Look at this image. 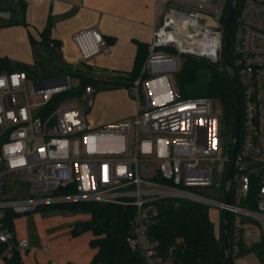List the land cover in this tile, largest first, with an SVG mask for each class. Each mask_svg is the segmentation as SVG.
Instances as JSON below:
<instances>
[{"label":"built area","instance_id":"2783aa9c","mask_svg":"<svg viewBox=\"0 0 264 264\" xmlns=\"http://www.w3.org/2000/svg\"><path fill=\"white\" fill-rule=\"evenodd\" d=\"M210 1L195 8L189 7L196 4L191 0H157L159 24L153 25L147 56L127 90L135 101L128 119L89 122L93 88H83L84 107L76 97L60 99L71 87L67 75L46 86L23 70L0 71V259L28 245L6 224L7 213L71 202L130 206L125 242L142 264H172L148 235L158 215L156 203L164 199L225 211L232 216L233 244L239 238L246 245L264 243V0H244L229 35L241 113L228 202L230 147L220 156L214 105L208 97L182 96L172 80L179 54L222 61L223 25L217 15L223 0H213L208 11ZM71 40L80 60L99 53L104 43L96 26L74 32ZM214 162L222 174L219 198L205 190ZM14 175L22 181L20 196L9 195Z\"/></svg>","mask_w":264,"mask_h":264},{"label":"crops","instance_id":"0c3cea01","mask_svg":"<svg viewBox=\"0 0 264 264\" xmlns=\"http://www.w3.org/2000/svg\"><path fill=\"white\" fill-rule=\"evenodd\" d=\"M159 8L157 0H0V57L9 63L31 66L40 58L59 57L62 68L73 71L91 85L105 86L106 81L117 79L129 72L136 54V43L148 45ZM48 25V41L40 32ZM96 26L103 38L99 53L88 60H80L71 40L74 32ZM83 64L84 70H81ZM82 72L84 74H82ZM50 71L46 77L66 73ZM92 104L87 120L93 124L130 118L135 112V101L124 87L102 88L91 94ZM218 214V213H217ZM14 229L17 237H25L27 247L20 252L21 264H88L94 254L89 246L91 235L82 232L72 235L73 225L59 230L51 229V220L44 221L34 244L27 236ZM89 220V219H88ZM47 248V252L43 248ZM257 256V255H256ZM258 257V256H257ZM259 259V258H258ZM260 260V259H259Z\"/></svg>","mask_w":264,"mask_h":264},{"label":"trees","instance_id":"16d2710c","mask_svg":"<svg viewBox=\"0 0 264 264\" xmlns=\"http://www.w3.org/2000/svg\"><path fill=\"white\" fill-rule=\"evenodd\" d=\"M243 1H237L230 34H232L235 16ZM228 2L229 0H224L217 15L220 25H223ZM48 32V25L40 32L42 39L46 42L48 41ZM136 44V54L131 70L122 77L104 82L107 88L124 87L128 90L139 75L148 49L145 44ZM170 52L175 53L174 50ZM179 56V67L172 73L176 91L184 97L204 96L220 101L224 111V124L229 131V141H231L235 106L222 61L211 62L206 58L195 57L191 54H179ZM229 57L232 61L230 51ZM14 69L25 71L28 77L32 76L30 70L25 66H11L6 58L0 57V71ZM80 82L79 94L82 93L84 86L88 85L82 77ZM236 89L240 94L238 86ZM67 192H72V190L68 189ZM247 206L253 207L252 205ZM48 208H83L88 210L89 220L76 223L71 231L72 235L86 231L90 233L89 246L94 250V254L88 264H142L139 253L132 251L125 242L133 212L130 206L71 202L40 206L36 210ZM156 208L158 215L155 223L150 227L148 235L156 243L159 254L169 257L172 264H226L223 254L221 212L218 213V225L215 228L209 218V207L206 205L180 199H164L156 203ZM18 216L14 213H7L6 224L14 229L13 221ZM231 222L232 216L228 215L227 230L232 258L253 251L263 262L264 243L246 245L239 238L238 242L233 244ZM0 264H21L20 252L13 251L10 257H2Z\"/></svg>","mask_w":264,"mask_h":264},{"label":"rangeland","instance_id":"374dc122","mask_svg":"<svg viewBox=\"0 0 264 264\" xmlns=\"http://www.w3.org/2000/svg\"><path fill=\"white\" fill-rule=\"evenodd\" d=\"M242 0H239L241 2ZM224 2V0H223ZM196 4L189 5L193 6L195 8H198V2H194ZM214 1H210L207 3L209 7L206 9L209 11L211 7L213 6ZM186 7V6H185ZM163 51H172L171 49H162ZM52 57H44V59L40 58L35 63H32L31 66L25 63H22L23 66H25L28 70H30L32 76L29 77V80L32 79L34 81H40L43 79L51 78L46 77L49 75L50 71L57 72L56 75H59L60 72L66 73L69 78L70 82V89H68L66 92L59 94L58 96L60 99L70 98V97H76L82 107H84V98L82 94L80 95L78 93V87L81 85L80 78L78 76H75L73 74V71H70L69 69L66 70L62 68L61 61L59 60V57L54 54L53 51H50ZM194 56V55H193ZM197 57V56H195ZM180 58V56H179ZM180 60V59H179ZM19 62H10L11 66H17ZM81 70H84V65H79ZM82 74H84L82 72ZM53 77V75H51ZM102 88H106V86H103L102 84H97L94 86V93ZM30 101H35V99H31ZM212 103L214 105L213 113L217 117L218 120V141H219V152L220 156L227 153L229 145V139L230 134L229 131L226 129L224 124V111L223 106L218 100H212ZM141 102V101H140ZM73 103V102H71ZM70 104V103H69ZM86 116L89 117V113H86ZM88 119V118H87ZM89 120V119H88ZM123 120V119H122ZM119 121V120H118ZM116 121L112 120H106L103 121L101 124H108V123H114ZM218 162L212 163V169H211V186L205 188V190L210 194V197L213 198H219L220 193L222 190V174L218 171ZM22 181L18 178L17 175H14L11 177L10 181V191L9 195L13 196H20L24 193L23 188L20 184ZM209 218L211 222L213 223L214 227L217 228L218 225V214L217 211L210 207L209 208ZM90 218V214L88 210H85L83 208H76V209H70V208H48V209H41V210H35L32 212H28L26 214L19 215L16 219V225H17V231L24 233L28 240L31 242V244H34L35 240L38 238V231L40 225L46 221L51 220V225L48 228V231L51 229L53 230H59L61 228H64L66 225H73L74 222H85L88 221ZM234 264H264V261L261 262L258 257L256 256L255 252H247L246 254H243L239 257L233 258Z\"/></svg>","mask_w":264,"mask_h":264},{"label":"water","instance_id":"95a60500","mask_svg":"<svg viewBox=\"0 0 264 264\" xmlns=\"http://www.w3.org/2000/svg\"><path fill=\"white\" fill-rule=\"evenodd\" d=\"M191 1L203 3V2H206L207 0H191ZM237 1L238 0H229L228 2L225 18L223 21L222 36H221L222 63H223V68L226 71V74H227V77L230 83V88L232 91V96H233L234 106H235L234 119H233V131H232V143L229 149L228 161H227L226 172H225V182H224L225 202H228V191H229V185H230L231 174H232L234 153L236 151L237 144H238V133H239L240 113H241L240 98H239V94L236 89L235 78L233 75V71H232L231 63H230V57H229V35H230L231 25H232ZM58 79L59 77H51V78L40 80V82L43 85L50 86V85H54V83ZM227 224H228L227 223V213L223 211L222 212V235H223L224 260L226 264H234L233 258L231 255L230 245H229V234L227 230Z\"/></svg>","mask_w":264,"mask_h":264},{"label":"bare ground","instance_id":"6f19581e","mask_svg":"<svg viewBox=\"0 0 264 264\" xmlns=\"http://www.w3.org/2000/svg\"><path fill=\"white\" fill-rule=\"evenodd\" d=\"M177 40L179 41V40H181V38L179 37V38H177Z\"/></svg>","mask_w":264,"mask_h":264}]
</instances>
